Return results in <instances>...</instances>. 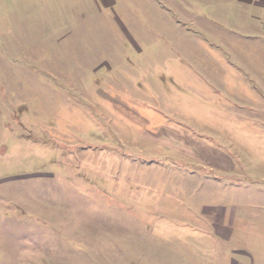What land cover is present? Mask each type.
<instances>
[{
  "label": "rangeland",
  "instance_id": "374dc122",
  "mask_svg": "<svg viewBox=\"0 0 264 264\" xmlns=\"http://www.w3.org/2000/svg\"><path fill=\"white\" fill-rule=\"evenodd\" d=\"M0 264H264V0H0Z\"/></svg>",
  "mask_w": 264,
  "mask_h": 264
}]
</instances>
